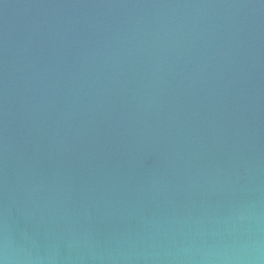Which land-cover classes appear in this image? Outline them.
I'll return each mask as SVG.
<instances>
[{"label": "water", "instance_id": "water-1", "mask_svg": "<svg viewBox=\"0 0 264 264\" xmlns=\"http://www.w3.org/2000/svg\"><path fill=\"white\" fill-rule=\"evenodd\" d=\"M0 264H264V0H0Z\"/></svg>", "mask_w": 264, "mask_h": 264}]
</instances>
